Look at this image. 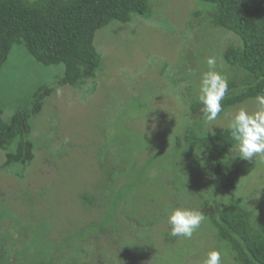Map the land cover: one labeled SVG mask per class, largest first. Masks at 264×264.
I'll return each instance as SVG.
<instances>
[{
    "label": "rangeland",
    "instance_id": "1",
    "mask_svg": "<svg viewBox=\"0 0 264 264\" xmlns=\"http://www.w3.org/2000/svg\"><path fill=\"white\" fill-rule=\"evenodd\" d=\"M150 5L149 17L112 21L97 31L102 64L83 85L59 86L64 65L38 63L24 43L9 52L0 72V111L7 125L16 111L31 108L40 87L53 93L29 120L31 165L0 169V264L17 248L16 254L37 261L64 243L83 249L75 258L87 264L103 258L117 264H203L210 250L221 253L222 264H237L207 212L215 203L224 208L238 201L252 212L254 225L264 228V157L242 159L238 186L220 189L207 154L182 155L186 144L175 146L188 126L211 134L208 127H228L239 109L258 108L256 99L248 100L211 125L192 110L208 57H216L215 71L228 84L249 81L223 58L227 48L241 46L240 38L213 26L206 3ZM231 154L239 156L236 148ZM4 159L0 151V165ZM177 207L204 214L191 239L169 234L167 216ZM114 229L113 239L103 237Z\"/></svg>",
    "mask_w": 264,
    "mask_h": 264
},
{
    "label": "trees",
    "instance_id": "2",
    "mask_svg": "<svg viewBox=\"0 0 264 264\" xmlns=\"http://www.w3.org/2000/svg\"><path fill=\"white\" fill-rule=\"evenodd\" d=\"M211 5L210 18L214 27L237 35L241 46H231L223 53L224 62L238 67L249 75L243 85L228 84L221 101L222 115L228 108L264 94V0H196ZM150 0H0V72L8 54L16 44L24 43L28 53L44 66L64 65L59 86L75 87L93 79L102 64L94 45L98 30L112 21L130 23L134 16H150ZM53 93L42 86L34 93L30 109L18 110L7 125L0 111V151L5 159L0 169L12 164L27 168L34 160V145L29 139V120L39 114L45 99ZM203 105L194 104V113L203 118ZM196 126H188L175 139L177 149L182 142L187 150L207 154L214 163V173L220 189H235L239 184L243 160L233 156L236 142L229 127L214 134L199 133ZM17 141L14 152L11 145ZM206 203L205 206H208ZM218 240L226 244L237 264H264V228L253 222V214L238 201L221 208L217 203L206 214ZM117 229L103 231L110 240ZM86 239L83 240L85 242ZM114 242V241H113ZM81 245V244H80ZM47 250L45 258L33 261L10 251L5 264H87L81 258L84 250L64 243L57 250ZM15 252V254H14ZM99 264H117L103 258Z\"/></svg>",
    "mask_w": 264,
    "mask_h": 264
},
{
    "label": "clouds",
    "instance_id": "3",
    "mask_svg": "<svg viewBox=\"0 0 264 264\" xmlns=\"http://www.w3.org/2000/svg\"><path fill=\"white\" fill-rule=\"evenodd\" d=\"M206 64L208 71L201 75L197 99L203 105L206 123L211 125L222 112L221 101L228 91V82L226 77L215 71L216 57H208ZM255 99L258 108L254 112L249 113L241 108L235 112L228 125L239 157L244 160L264 157V94H258ZM206 133L214 134L212 126L208 127ZM204 219L201 211L177 207L167 216V223L171 226L169 234L172 237L191 239ZM203 264H222L221 253L210 250Z\"/></svg>",
    "mask_w": 264,
    "mask_h": 264
}]
</instances>
